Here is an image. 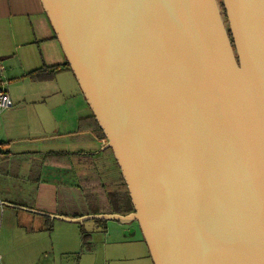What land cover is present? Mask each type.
<instances>
[{
	"label": "water",
	"instance_id": "obj_1",
	"mask_svg": "<svg viewBox=\"0 0 264 264\" xmlns=\"http://www.w3.org/2000/svg\"><path fill=\"white\" fill-rule=\"evenodd\" d=\"M40 1L134 211L17 207L136 221L153 264H264V0H221L228 28L217 0Z\"/></svg>",
	"mask_w": 264,
	"mask_h": 264
},
{
	"label": "crops",
	"instance_id": "obj_2",
	"mask_svg": "<svg viewBox=\"0 0 264 264\" xmlns=\"http://www.w3.org/2000/svg\"><path fill=\"white\" fill-rule=\"evenodd\" d=\"M41 5L0 0V87L13 103L0 109V264H153L136 221L34 212L134 211Z\"/></svg>",
	"mask_w": 264,
	"mask_h": 264
},
{
	"label": "built area",
	"instance_id": "obj_3",
	"mask_svg": "<svg viewBox=\"0 0 264 264\" xmlns=\"http://www.w3.org/2000/svg\"><path fill=\"white\" fill-rule=\"evenodd\" d=\"M1 70H2V67H0V77H1ZM1 83H2V80L0 78V85H1ZM10 106H11V101H10L8 95L0 89V107L1 108H7Z\"/></svg>",
	"mask_w": 264,
	"mask_h": 264
},
{
	"label": "rangeland",
	"instance_id": "obj_4",
	"mask_svg": "<svg viewBox=\"0 0 264 264\" xmlns=\"http://www.w3.org/2000/svg\"><path fill=\"white\" fill-rule=\"evenodd\" d=\"M218 5L220 6V12H221V15H222V18L224 20V23L226 25V28H228V23H227V19H226V16H225V11L224 9L221 7V0H218ZM123 234V233H122Z\"/></svg>",
	"mask_w": 264,
	"mask_h": 264
},
{
	"label": "trees",
	"instance_id": "obj_5",
	"mask_svg": "<svg viewBox=\"0 0 264 264\" xmlns=\"http://www.w3.org/2000/svg\"><path fill=\"white\" fill-rule=\"evenodd\" d=\"M221 7L223 8L222 3H221ZM223 9H224V8H223ZM64 65L67 66V65H68L67 62H65ZM29 75H30V76H34L35 78H38L36 72H31V73L28 74V76H29ZM99 134L101 135V137L104 138V135H103V133H102L101 130H99Z\"/></svg>",
	"mask_w": 264,
	"mask_h": 264
},
{
	"label": "bare ground",
	"instance_id": "obj_6",
	"mask_svg": "<svg viewBox=\"0 0 264 264\" xmlns=\"http://www.w3.org/2000/svg\"><path fill=\"white\" fill-rule=\"evenodd\" d=\"M67 62V61H66ZM68 64V63H67ZM69 66V65H68ZM0 89L4 92V93H6L1 87H0ZM7 94V93H6ZM8 95V94H7ZM9 97V96H8ZM9 99H10V97H9ZM10 101H11V99H10ZM12 105H13V103H12V101H11V106L10 107H12ZM10 107H7V108H10ZM7 108H1L0 107V109H7ZM104 139V141L106 142V139H105V137L103 138ZM143 237V236H142Z\"/></svg>",
	"mask_w": 264,
	"mask_h": 264
},
{
	"label": "flooded vegetation",
	"instance_id": "obj_7",
	"mask_svg": "<svg viewBox=\"0 0 264 264\" xmlns=\"http://www.w3.org/2000/svg\"><path fill=\"white\" fill-rule=\"evenodd\" d=\"M218 1V0H217ZM220 7V6H219Z\"/></svg>",
	"mask_w": 264,
	"mask_h": 264
}]
</instances>
